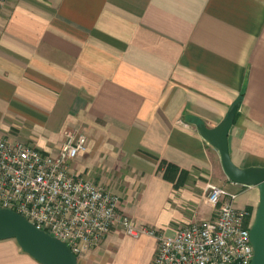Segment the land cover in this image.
Segmentation results:
<instances>
[{"label": "crops", "instance_id": "0c3cea01", "mask_svg": "<svg viewBox=\"0 0 264 264\" xmlns=\"http://www.w3.org/2000/svg\"><path fill=\"white\" fill-rule=\"evenodd\" d=\"M238 100L226 140L238 167H264V0H5L0 10V134L55 153L119 198L136 225L172 232L208 219L206 182L255 210L198 133ZM160 160L183 172L162 177ZM99 165L103 168L99 171ZM150 235L111 228L76 264H148ZM0 264H39L14 239Z\"/></svg>", "mask_w": 264, "mask_h": 264}, {"label": "built area", "instance_id": "2783aa9c", "mask_svg": "<svg viewBox=\"0 0 264 264\" xmlns=\"http://www.w3.org/2000/svg\"><path fill=\"white\" fill-rule=\"evenodd\" d=\"M5 0H0V10ZM82 132H65L55 153L0 134V208L10 209L78 257L99 244L113 227L129 236L150 235L154 250L148 264H250L248 230L254 211L235 206V193L206 182L208 219L190 220L170 234L136 225L119 209V198L99 183L69 169L86 148Z\"/></svg>", "mask_w": 264, "mask_h": 264}, {"label": "water", "instance_id": "95a60500", "mask_svg": "<svg viewBox=\"0 0 264 264\" xmlns=\"http://www.w3.org/2000/svg\"><path fill=\"white\" fill-rule=\"evenodd\" d=\"M236 109L237 104L234 103L214 126L199 124L197 130L199 135L218 151L220 167L227 179L257 187L258 200L253 223L248 230L253 248L250 264H264V167H238L230 160L226 135ZM10 238L39 264H76V256L65 243L37 229L18 213L0 208V240Z\"/></svg>", "mask_w": 264, "mask_h": 264}, {"label": "trees", "instance_id": "16d2710c", "mask_svg": "<svg viewBox=\"0 0 264 264\" xmlns=\"http://www.w3.org/2000/svg\"><path fill=\"white\" fill-rule=\"evenodd\" d=\"M234 103L237 104L238 100H236ZM162 165L163 167L161 175L165 179H173L174 175L177 174V172L178 174L183 172L182 170H179L175 165L160 160L159 166L161 167Z\"/></svg>", "mask_w": 264, "mask_h": 264}, {"label": "rangeland", "instance_id": "374dc122", "mask_svg": "<svg viewBox=\"0 0 264 264\" xmlns=\"http://www.w3.org/2000/svg\"><path fill=\"white\" fill-rule=\"evenodd\" d=\"M103 168L99 165V171L102 172ZM166 234H170V232H166Z\"/></svg>", "mask_w": 264, "mask_h": 264}]
</instances>
